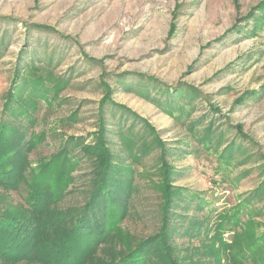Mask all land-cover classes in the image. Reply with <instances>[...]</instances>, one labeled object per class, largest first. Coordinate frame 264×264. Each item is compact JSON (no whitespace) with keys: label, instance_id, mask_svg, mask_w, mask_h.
I'll return each instance as SVG.
<instances>
[{"label":"rangeland","instance_id":"rangeland-1","mask_svg":"<svg viewBox=\"0 0 264 264\" xmlns=\"http://www.w3.org/2000/svg\"><path fill=\"white\" fill-rule=\"evenodd\" d=\"M0 136V215L39 187L67 224L97 189V227L122 214L89 258L218 264L222 222L264 264V0H0Z\"/></svg>","mask_w":264,"mask_h":264},{"label":"trees","instance_id":"trees-1","mask_svg":"<svg viewBox=\"0 0 264 264\" xmlns=\"http://www.w3.org/2000/svg\"><path fill=\"white\" fill-rule=\"evenodd\" d=\"M11 146L6 143L5 139L0 138V180H7L11 186L16 187L19 186L25 155L21 153L17 165L14 166L11 152L15 148L11 150ZM105 155L107 153L104 157ZM95 192L84 207L79 210L71 209V215L64 213L66 216L70 215V222L66 224L61 220L63 213L49 209L43 201L40 188H31L26 200L30 209L36 214L28 216L27 210H24L16 212L21 213L22 216L13 215V212L0 215V260L4 264H13L14 259H22L26 264H147L152 253L151 249L157 241L154 235L132 242L131 246L129 245L125 251L120 253L118 258L112 256L105 263L100 256L94 254L92 258H89L95 244L104 241L109 231L117 230L120 222L117 216L122 214V211L120 213L117 211L115 204H110L111 208L108 207L107 212L100 216L104 218V222L97 227L99 216L90 210L96 209L94 208L96 203L94 205L91 203V201H96ZM110 202L114 203V199L112 198ZM74 212L78 214L75 217ZM116 212L117 215H115ZM232 224L234 225V222ZM91 225L94 229H91ZM86 229H88L87 232ZM215 230L217 241H220L215 252L219 255L216 263L218 261V264H248L246 261L253 259V246L251 245L242 249H232L235 245L225 240L226 227L222 226V222L216 224ZM164 232L166 233V230ZM92 236L96 240L95 243L91 241ZM236 241L237 236L234 238V244ZM155 246L157 248L159 245ZM166 255L169 256L168 253ZM256 255L260 262H264L263 257L258 253ZM222 259H225L226 263H222ZM158 264H175V262L172 258H167Z\"/></svg>","mask_w":264,"mask_h":264}]
</instances>
